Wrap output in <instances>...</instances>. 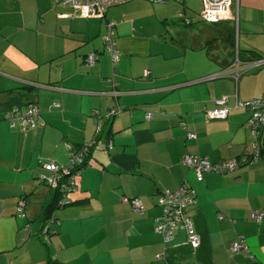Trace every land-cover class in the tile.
<instances>
[{"label": "crops", "instance_id": "obj_1", "mask_svg": "<svg viewBox=\"0 0 264 264\" xmlns=\"http://www.w3.org/2000/svg\"><path fill=\"white\" fill-rule=\"evenodd\" d=\"M147 2L117 3L101 16L55 0H0V264H264V145L247 125L250 109L236 105L264 100V63L254 64L264 57V0H231L216 23L199 17L202 2L175 0L170 11ZM180 13L190 23L177 21ZM107 19L115 63L103 41ZM24 85L31 90L17 89ZM221 97L227 117L206 119ZM30 100L35 127L10 125L8 106ZM111 108L119 111L109 116ZM91 142L69 202L43 233L52 189L38 176L54 173L41 165L61 168L71 147ZM254 144L252 162L201 180L182 160L240 159ZM180 185L196 192L187 213L197 247L182 229L169 241L154 231L163 192ZM123 196L138 197L143 212ZM241 237L249 254L231 250Z\"/></svg>", "mask_w": 264, "mask_h": 264}, {"label": "built area", "instance_id": "obj_2", "mask_svg": "<svg viewBox=\"0 0 264 264\" xmlns=\"http://www.w3.org/2000/svg\"><path fill=\"white\" fill-rule=\"evenodd\" d=\"M57 3L62 5H69L73 11L77 13H98L104 16L106 10L117 3H122L130 0H55ZM149 2H162L165 0H146ZM202 10L199 17L208 22L216 23L226 18V14L229 12L231 0H201ZM179 19L184 20L186 23L189 19L184 17L182 13L178 15ZM115 26L114 21L107 20L106 27L107 33L103 35V41L108 49V53L111 57L112 63H115L119 58V50L114 45V40L112 38L113 27ZM97 55L95 53H90L86 56L85 61L87 64L91 65L96 60ZM237 60L233 63L238 65ZM264 63V57H259L255 60L256 65H261ZM233 78L237 79L239 73L237 68L233 71ZM146 71L144 74L146 75ZM237 106L247 107L250 109L251 114L247 120V125L250 127L254 135H257L258 130L262 123H264V100L260 98H255L252 100L239 101L236 103ZM119 110L117 108H111L109 110V116L114 115ZM229 106L225 97L217 98L214 101L212 107L207 108L205 112V117L208 120L214 119H225L228 115ZM151 115H147L146 118L149 119ZM5 119L10 123V125L17 124L20 128H32L38 123V109L35 106H30L26 109H19L15 107L12 111H9L5 115ZM184 127V123H181ZM101 129L100 124H96V130ZM186 137L188 139L195 138V133L187 131ZM110 147V146H109ZM252 148L250 159L254 160L257 152V145L254 144L250 146ZM241 159V158H240ZM240 159H230L221 162H210L204 156L197 155H185L183 157V163L189 167H193L196 172V177L198 180L202 179V175L206 172H217L223 173L226 171H232L239 164ZM81 161V154L71 151L70 153V164L66 167H59L53 162L43 163L44 169L53 172L52 176L40 175V180L44 181L51 186H56L60 178L66 179V182L61 184V190L69 191L74 188V174L78 172L77 170L70 171V168H74L73 164ZM246 157L241 159V162H245ZM122 200L130 204L131 210L134 212H142L143 205L138 198H128L123 196ZM196 204V192L188 185H180L175 191H164L160 201L161 212L155 218L154 231L160 234L165 241H169L173 238L174 233L178 229H182L186 232L188 243L197 247L200 243L199 236L194 230V224L192 217L188 215L187 209ZM21 209V208H19ZM257 219L260 217L259 214L255 216ZM43 233H47L46 228L42 230ZM231 250L237 252L243 250L246 254H249V249L246 241L243 237L239 240L234 241L231 244Z\"/></svg>", "mask_w": 264, "mask_h": 264}, {"label": "trees", "instance_id": "obj_3", "mask_svg": "<svg viewBox=\"0 0 264 264\" xmlns=\"http://www.w3.org/2000/svg\"><path fill=\"white\" fill-rule=\"evenodd\" d=\"M177 21H181L183 23H186L184 20L179 19V18L177 19ZM189 23H190V21H189ZM17 89H28V91H29V90H31V86L24 85V86L18 87ZM30 106H35L36 107L35 103L33 101H31V100L27 101V102H25V101L24 102L16 101L15 103H13L10 106H8V108L4 112V118H5L6 113H8L9 111H12L15 107H17V108H19L21 110V109H26V108H28ZM38 113H39V110H38ZM256 139L258 140V146L260 147V150H262V145H264V123L261 124V126H260V128L258 130ZM92 145H93V143L91 142V143H82V144L78 145L77 147H71L69 149V151H68V160H67L66 164L64 166H62V167H66V166H68L70 164V153H71V151H74L76 153H80L81 154V161L73 164L74 168H70V171H71V169L72 170L75 169V170L79 171L82 167H84L88 163L89 153H90V150L92 149ZM250 155H251V151L247 150V152L245 154H243L242 157H240V158L242 159L243 157H246V161L245 162H252L251 159L249 158ZM241 159H240V163H242ZM41 167L43 168L42 165H41ZM40 175H42V174H40ZM40 175L38 176V178L40 177ZM63 177L59 179L58 184L55 187L51 186L50 184L45 183V185L48 186L50 188V190L52 189L51 190L52 191V197L48 200V202H46L43 205V208H42V220H43V223H42V226H41V230L46 228V230L48 232L49 231L48 230L49 225L53 221V219L51 218L52 212L56 208L62 207L63 205H65L66 202H69V200L66 199V196H67V194L71 193L74 188L69 190V191L61 190V184L66 182V179H63ZM125 197H127V196H125ZM128 198H138V197H128ZM126 203H128V202H126ZM129 206H130V204H129ZM143 209H144V207H143ZM142 212H134V213L141 214ZM53 258H55V257H53Z\"/></svg>", "mask_w": 264, "mask_h": 264}, {"label": "rangeland", "instance_id": "obj_4", "mask_svg": "<svg viewBox=\"0 0 264 264\" xmlns=\"http://www.w3.org/2000/svg\"><path fill=\"white\" fill-rule=\"evenodd\" d=\"M177 1H180V0H177ZM192 2H194L195 4H198L200 6V0H191ZM175 0H169L167 3H150V2H147L148 5H151V6H155L156 8L158 9H162V10H165V11H170L172 10V3H174ZM198 7V6H197ZM177 14V13H176ZM177 17V15H176ZM177 19V18H176ZM197 27H199V24H197Z\"/></svg>", "mask_w": 264, "mask_h": 264}, {"label": "water", "instance_id": "obj_5", "mask_svg": "<svg viewBox=\"0 0 264 264\" xmlns=\"http://www.w3.org/2000/svg\"><path fill=\"white\" fill-rule=\"evenodd\" d=\"M49 264H54V263H49Z\"/></svg>", "mask_w": 264, "mask_h": 264}]
</instances>
